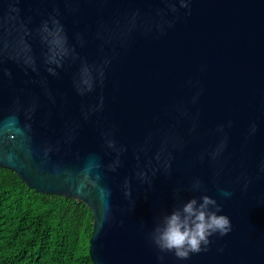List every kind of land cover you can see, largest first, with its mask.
<instances>
[{"label": "water", "instance_id": "1", "mask_svg": "<svg viewBox=\"0 0 264 264\" xmlns=\"http://www.w3.org/2000/svg\"><path fill=\"white\" fill-rule=\"evenodd\" d=\"M262 167L264 0H0V168L87 205L93 264H264ZM203 195L232 231L160 253L159 219Z\"/></svg>", "mask_w": 264, "mask_h": 264}, {"label": "trees", "instance_id": "2", "mask_svg": "<svg viewBox=\"0 0 264 264\" xmlns=\"http://www.w3.org/2000/svg\"><path fill=\"white\" fill-rule=\"evenodd\" d=\"M93 229L84 203L39 194L0 168V264H93Z\"/></svg>", "mask_w": 264, "mask_h": 264}, {"label": "clouds", "instance_id": "3", "mask_svg": "<svg viewBox=\"0 0 264 264\" xmlns=\"http://www.w3.org/2000/svg\"><path fill=\"white\" fill-rule=\"evenodd\" d=\"M17 2V0H13ZM187 7V4L183 5ZM11 11L19 13L18 8H11ZM58 23V22H57ZM47 30V25H45ZM64 43L66 41H57L58 51L56 56H62L65 52ZM53 63H58L55 56L52 60ZM48 71L55 74L53 68ZM84 85L91 90V84L87 79L83 80ZM30 127V126H29ZM252 131L255 132V125L252 126ZM109 147H115L114 142L109 141ZM51 151L50 148L45 149V155ZM157 163L161 161V155L158 153L156 156ZM119 159H117L110 169L115 171L119 166ZM167 171L171 168V163L165 160L163 165ZM152 175H155L159 168H150ZM264 170V167H262ZM138 179L143 182L151 183L148 171H139L136 173ZM97 180L99 177L96 178ZM202 185L200 181H196L193 185V191H199ZM248 184L245 183L244 188L247 190ZM125 197L131 199V183L126 179L123 184ZM226 196L231 193L224 192ZM223 211L222 206L216 199L209 195H203L198 198H191L186 202H182L174 207L173 211L169 214H164L157 222L155 228L151 233V241L154 246L162 254L172 253L178 260H187L192 254H199L210 250L212 240L210 237L219 235L220 237L228 235L232 229V222L228 215L221 214ZM222 251V249H221ZM160 261L165 259L164 255L158 257Z\"/></svg>", "mask_w": 264, "mask_h": 264}]
</instances>
